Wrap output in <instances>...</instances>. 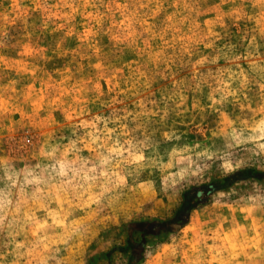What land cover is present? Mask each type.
Returning <instances> with one entry per match:
<instances>
[{
	"label": "rangeland",
	"instance_id": "374dc122",
	"mask_svg": "<svg viewBox=\"0 0 264 264\" xmlns=\"http://www.w3.org/2000/svg\"><path fill=\"white\" fill-rule=\"evenodd\" d=\"M189 191L141 264H264V0H0V264H87Z\"/></svg>",
	"mask_w": 264,
	"mask_h": 264
},
{
	"label": "trees",
	"instance_id": "16d2710c",
	"mask_svg": "<svg viewBox=\"0 0 264 264\" xmlns=\"http://www.w3.org/2000/svg\"><path fill=\"white\" fill-rule=\"evenodd\" d=\"M218 190L220 188L217 185H209L196 189L195 193L202 197L201 203H206L209 195ZM191 192L184 195L182 203L168 219L147 218L126 224L123 243L91 257L87 264H115L113 258L116 254L120 255L122 264H141L148 247L165 242L169 235L188 223L190 211L195 208L190 201Z\"/></svg>",
	"mask_w": 264,
	"mask_h": 264
}]
</instances>
